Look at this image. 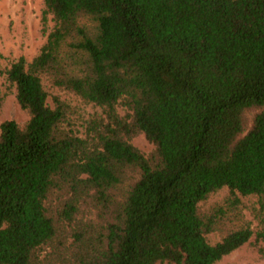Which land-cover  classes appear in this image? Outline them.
Instances as JSON below:
<instances>
[{
    "label": "trees",
    "instance_id": "obj_1",
    "mask_svg": "<svg viewBox=\"0 0 264 264\" xmlns=\"http://www.w3.org/2000/svg\"><path fill=\"white\" fill-rule=\"evenodd\" d=\"M40 24L0 68L26 116L0 122V264L262 260L264 0H42Z\"/></svg>",
    "mask_w": 264,
    "mask_h": 264
},
{
    "label": "rangeland",
    "instance_id": "obj_2",
    "mask_svg": "<svg viewBox=\"0 0 264 264\" xmlns=\"http://www.w3.org/2000/svg\"><path fill=\"white\" fill-rule=\"evenodd\" d=\"M41 6L42 0H0V68L7 67L19 56L30 61L38 52L45 40L40 24ZM0 89L2 92L6 91L2 76H0ZM70 100L73 104L83 107L85 116L93 111L92 107L82 106L77 99L70 98ZM8 119L19 124L26 121L25 114L15 101L13 89L7 92L0 112V122ZM131 143L144 153H149L153 148V145L141 134L133 137ZM219 195L211 197L210 201L215 200ZM245 215L249 218L246 211ZM246 254L244 250H236L223 258L219 264H264V258L252 261L243 258Z\"/></svg>",
    "mask_w": 264,
    "mask_h": 264
}]
</instances>
